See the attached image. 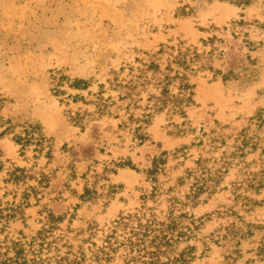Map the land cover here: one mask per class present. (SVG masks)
<instances>
[{"label": "rangeland", "instance_id": "rangeland-1", "mask_svg": "<svg viewBox=\"0 0 264 264\" xmlns=\"http://www.w3.org/2000/svg\"><path fill=\"white\" fill-rule=\"evenodd\" d=\"M185 6L191 11L181 15ZM164 46L195 48L206 66L189 77L193 104L184 116L149 109L156 73L144 71L143 82L126 86L142 64L164 67ZM76 79L87 88L70 87ZM258 111L264 115V0L247 7L218 0H0V133L11 124L0 134V208L17 210L0 219V252L10 241H29L49 214L58 218L51 236L61 237V253L65 242L82 244L91 227L100 243L118 216L142 206L162 216L174 197L186 203L187 215L202 217L196 237L179 245H195L189 264H264V186L248 182L264 178V116L258 126L250 122ZM144 113L151 116L140 123L147 138L139 143L133 128ZM36 124L45 137L41 151L34 144L21 149L13 138ZM244 128L260 142L228 158L223 172L221 153L233 151ZM215 135L223 145L208 142ZM162 151L159 195L143 200L153 186L145 170ZM199 157L217 170L212 193L186 199V172ZM124 161L136 170L117 166ZM14 168L25 178L9 180ZM231 224L244 233L238 245L210 240Z\"/></svg>", "mask_w": 264, "mask_h": 264}, {"label": "trees", "instance_id": "trees-1", "mask_svg": "<svg viewBox=\"0 0 264 264\" xmlns=\"http://www.w3.org/2000/svg\"><path fill=\"white\" fill-rule=\"evenodd\" d=\"M212 1V0H206ZM227 2L236 6L247 7L257 2V0H218ZM179 9L181 15H188L191 11L189 7ZM187 9V10H186ZM239 21L237 24H242ZM169 50V51H168ZM166 53L168 58L162 69L158 64H142L146 67L136 68L138 74L132 76L126 86L134 88L143 82L146 77L143 75L144 71H152L157 74L153 79V85L157 89L156 95H150L149 98L154 100L149 109L154 112H160L168 109L171 113H179L184 116V108L193 104V89L194 84L190 83L189 77L194 75L198 70H202L205 63L200 60L201 55L196 52V49L169 47L164 46L159 53ZM208 67V66H207ZM212 69V68H208ZM217 73V72H216ZM228 76H223L227 79ZM87 82L82 79H76L70 84V87L75 89H86ZM124 86V87H126ZM175 90V92H174ZM59 91V90H58ZM151 115L144 113L138 119L139 123L133 128L134 139L139 143L146 140L147 135L142 131L140 123H146ZM263 114L258 111L250 122L258 126L263 123ZM76 123L77 120L73 118ZM2 123V121H1ZM7 126L0 133L3 134L11 128V124L7 121ZM78 123V122H77ZM248 128L242 129L234 139L233 151L227 154L221 153L220 160L221 167L224 171L230 163L227 159L234 157H243L246 154L245 149L249 148L255 150L260 139L256 136H249ZM202 136H207L205 133ZM14 142L18 144L21 149H25L27 145L34 144L37 152L42 149V143L45 137L41 133V127L36 125H28L22 132V135L15 136ZM208 142L213 145L224 144L222 135H215L207 138ZM203 144L202 139H199L197 145ZM166 152L162 151L158 156L151 159L150 167L145 170L147 178L153 183L149 194L142 196L143 200H156L159 195V187L156 184V174L162 169L166 162ZM196 167L186 172V177L191 178L190 193L185 196L186 199H194L202 193L211 194V184L209 181L213 180L216 174L215 170L211 173L206 166V160L198 158L195 161ZM119 167L128 166L135 169L131 162L124 161L117 164ZM136 170V169H135ZM21 168H14L9 174V180L17 182L25 178ZM251 173H248L250 175ZM255 178H250L248 182L251 185L257 184L255 189H260L264 186V178L261 182ZM87 190H85L86 192ZM25 195L24 199H27ZM246 202L250 200L243 198ZM170 206L165 214L157 216L152 209L142 206V208L134 213H127L126 215L118 216L106 231H104L99 238L100 243H96L93 238L96 235V227L89 228L88 237L81 239L82 244L74 247L72 244L65 242L61 244L65 250L60 252L57 242L61 237L54 238L51 236L54 229L53 223L58 218H53L49 214L47 219V226L36 232L29 241L18 240L10 241L4 246V251L0 252V264H119L116 260L121 261L120 264H189L194 258L195 245L186 244L182 249L179 245L188 243L196 236L195 232L202 224V217L194 218V216L187 215L183 212L182 207L186 203L180 199L170 197ZM26 205V203H25ZM0 208V219L4 221L11 218L17 212L16 208L9 207L8 212L3 214ZM14 216V215H13ZM224 234H211L210 240L218 243L220 240L234 241V245L239 244V240L244 236V233L231 224L226 229ZM52 237L51 240H48ZM87 244V246H84ZM204 250H208L207 245L203 242ZM234 253L237 250L233 251ZM233 260V258H232Z\"/></svg>", "mask_w": 264, "mask_h": 264}]
</instances>
